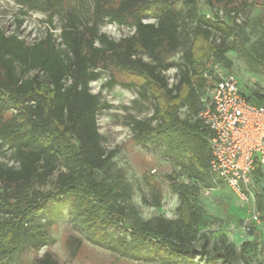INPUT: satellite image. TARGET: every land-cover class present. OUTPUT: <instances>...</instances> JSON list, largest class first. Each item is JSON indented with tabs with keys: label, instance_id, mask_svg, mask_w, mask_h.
<instances>
[{
	"label": "trees",
	"instance_id": "obj_1",
	"mask_svg": "<svg viewBox=\"0 0 264 264\" xmlns=\"http://www.w3.org/2000/svg\"><path fill=\"white\" fill-rule=\"evenodd\" d=\"M12 1L24 16L43 11L50 24L59 16L63 25L59 41L48 30L32 44L0 30V151H11L16 164H0V264H23L26 251L51 245L50 229L65 210L90 243L135 262L237 264L232 244L222 242L219 250H208L202 214L188 187L176 183L183 174L206 185L217 183L208 170L207 130L195 117L181 119L179 109L187 105L197 115L198 95L192 84L201 82L207 57L222 60L232 50L251 58L236 21L238 12H248L249 2L207 0L210 7L218 8L236 2L224 11L231 20L227 23L199 15L198 0H90L88 22L71 6L73 1L87 0ZM179 3L196 24L188 29V47L175 63L167 60L183 46ZM230 10L235 11L231 16ZM258 22L264 49V4ZM104 23L133 28V32L113 40L99 33ZM215 33L220 35L218 42ZM248 64L264 76L263 63L251 58ZM171 68L177 78L169 87L164 72ZM29 72L34 74L28 77ZM102 72L109 77L105 87L134 90L139 101H153L152 114L132 119L131 129L138 143H162L165 158L178 169L168 176L179 199L177 219L140 220L131 205L132 187L113 161L117 150L105 149L97 124L98 115L109 106L89 88ZM244 96L264 105V95ZM262 176L257 168L254 182ZM47 185L51 188L45 190ZM151 198L159 207L160 191L155 186ZM256 204L264 222L263 193H256ZM65 245L75 259L82 241L70 236ZM32 264L60 263L44 253Z\"/></svg>",
	"mask_w": 264,
	"mask_h": 264
},
{
	"label": "rangeland",
	"instance_id": "obj_2",
	"mask_svg": "<svg viewBox=\"0 0 264 264\" xmlns=\"http://www.w3.org/2000/svg\"><path fill=\"white\" fill-rule=\"evenodd\" d=\"M241 1V0H238ZM250 4L247 13L238 12L237 24L242 30L241 43L251 53V58L264 64V49L262 47L261 27L258 22L261 7L264 0H247ZM236 5L224 7H210L207 0H198L197 12L209 19L219 18L223 22H231L224 14L225 9H232ZM71 6L83 22H88L92 11L90 0L83 3L73 1ZM181 22V35L183 46L167 61L178 63L188 47L190 36L188 29L195 26L196 21L189 20L184 15L181 3L177 5ZM230 16L235 12L230 10ZM22 21L18 25V21ZM63 25L61 17L54 16L51 24L48 22V13L43 11H31L22 15L20 7L12 0H0V30L7 35L15 34L32 44L45 36L49 30L55 39ZM99 33L108 38L119 40L133 32V28L120 27L115 24L104 23L98 27ZM219 34H214L218 42ZM209 57L205 59L207 61ZM249 56H244L237 51H227L222 59L226 69L234 75L240 90L245 95L258 93L264 95V76L252 71L249 67ZM145 60H148L145 57ZM34 72H29L31 77ZM168 83L173 84L177 78V71L171 68L164 72ZM108 74L102 72L100 78L89 84L93 94H99L101 103L109 108L103 109L97 117L99 132L103 136V146L106 150H117L113 161L115 167L124 171L127 181L132 187L131 205L135 208L140 220H147L160 216L168 220L177 219V206L179 199L172 189V183L168 176L173 171H178L170 161L165 158V146L160 142L141 144L134 140L131 129V121L142 120L153 112V101H139L134 90H126L120 86L107 88L104 86L108 80ZM196 113L191 108L179 114L181 119L195 117ZM0 164L15 167L11 151L6 148L0 151ZM55 176L52 177L53 182ZM179 185L188 187L193 202L204 219L201 231L209 238L208 250H219L221 243L234 245L237 251V264H264V222L256 204V193L264 194V174L261 179L253 183V202L242 204L236 195L225 185L212 183L206 185L186 174L180 175L176 180ZM155 186L160 191V206L155 207L151 198V187ZM51 187L47 185L45 190ZM253 213L258 214L259 223L252 224L250 231L243 230V225ZM52 244L40 249L38 252L31 250L22 255L23 264H32L35 258L49 253L60 264H146L135 262L121 257L93 245L86 237L76 229L69 220V211L65 210V216L50 229ZM70 236L80 238L82 247L78 256L73 259L67 248L66 239ZM208 264H219L212 261Z\"/></svg>",
	"mask_w": 264,
	"mask_h": 264
},
{
	"label": "built area",
	"instance_id": "obj_3",
	"mask_svg": "<svg viewBox=\"0 0 264 264\" xmlns=\"http://www.w3.org/2000/svg\"><path fill=\"white\" fill-rule=\"evenodd\" d=\"M192 86L199 104L195 118L208 132L209 173L242 204H250L256 169L264 173V105L247 100L234 75L214 56L207 59L201 82ZM188 110L184 105L179 114ZM258 223L253 213L242 228L249 232Z\"/></svg>",
	"mask_w": 264,
	"mask_h": 264
},
{
	"label": "crops",
	"instance_id": "obj_4",
	"mask_svg": "<svg viewBox=\"0 0 264 264\" xmlns=\"http://www.w3.org/2000/svg\"><path fill=\"white\" fill-rule=\"evenodd\" d=\"M264 174V173H263Z\"/></svg>",
	"mask_w": 264,
	"mask_h": 264
}]
</instances>
